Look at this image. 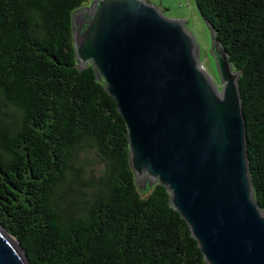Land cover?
<instances>
[{
  "label": "trees",
  "instance_id": "trees-1",
  "mask_svg": "<svg viewBox=\"0 0 264 264\" xmlns=\"http://www.w3.org/2000/svg\"><path fill=\"white\" fill-rule=\"evenodd\" d=\"M90 2L0 0V224L31 264H208L166 187L138 185L116 100L78 66L72 15ZM195 2L240 72L264 209V0Z\"/></svg>",
  "mask_w": 264,
  "mask_h": 264
},
{
  "label": "water",
  "instance_id": "water-1",
  "mask_svg": "<svg viewBox=\"0 0 264 264\" xmlns=\"http://www.w3.org/2000/svg\"><path fill=\"white\" fill-rule=\"evenodd\" d=\"M196 6L222 88L203 66L191 20L169 18L150 0H91L76 9V59L81 69L92 65L117 102L138 185L166 187L206 262L264 264V209L250 174L240 72ZM0 264H31L1 224Z\"/></svg>",
  "mask_w": 264,
  "mask_h": 264
},
{
  "label": "rangeland",
  "instance_id": "rangeland-1",
  "mask_svg": "<svg viewBox=\"0 0 264 264\" xmlns=\"http://www.w3.org/2000/svg\"><path fill=\"white\" fill-rule=\"evenodd\" d=\"M151 3L158 6L165 16L173 19H186L189 18V29L194 34L198 45L201 49V60L204 68L214 78V81L222 88L220 84L219 76L216 71L215 59L210 52L212 38L211 32L206 24V21L202 18L199 10L196 6L195 0H150ZM163 2V4H162ZM96 156H91L94 162ZM93 167L98 169L100 162L93 163Z\"/></svg>",
  "mask_w": 264,
  "mask_h": 264
},
{
  "label": "crops",
  "instance_id": "crops-1",
  "mask_svg": "<svg viewBox=\"0 0 264 264\" xmlns=\"http://www.w3.org/2000/svg\"><path fill=\"white\" fill-rule=\"evenodd\" d=\"M162 4H163V2H162ZM186 19H188V18H186Z\"/></svg>",
  "mask_w": 264,
  "mask_h": 264
}]
</instances>
